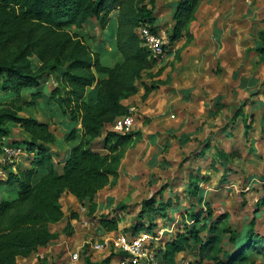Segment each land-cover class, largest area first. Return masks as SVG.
Instances as JSON below:
<instances>
[{
    "label": "rangeland",
    "instance_id": "374dc122",
    "mask_svg": "<svg viewBox=\"0 0 264 264\" xmlns=\"http://www.w3.org/2000/svg\"><path fill=\"white\" fill-rule=\"evenodd\" d=\"M180 1L187 0H158L155 5L156 18L152 24L166 47V56L151 71L143 73L138 83L139 97L125 106V116L133 119L130 132L138 131L142 138L122 155L128 163L124 164L120 184L113 183L118 202L112 209L87 218V227L77 235H66L68 229L61 232L52 227L54 239L50 243L55 246L43 252L41 258L37 257L36 264H67V251L77 252L79 260L90 256L100 261L106 258L107 253L100 256L90 252L87 256L88 244L99 240L103 233L98 219L104 217L117 219L119 230L133 231L139 227L168 231L176 224L174 232L180 233L198 229L203 218L211 226L224 217L237 236L235 241L225 235L221 239V253L216 255L208 247L204 251L197 247L186 256L207 264H264V240L254 247L244 242L246 235L254 242L259 237L264 239V63L259 56H253L257 52L252 44L264 32L253 34L254 27H261L264 13L256 12L257 18L250 25L229 24L231 0H193L192 12L181 13L182 25L178 26L179 15L174 17V12ZM215 12L219 13V19L211 23ZM203 15L212 19L202 28ZM93 23L94 30L85 24L82 31L72 28L70 32L83 35L88 44H91L89 37L93 39L95 33L94 39L102 43L98 56L102 55V64L109 65V57L103 54L112 41L111 31L102 38L98 24ZM226 26L229 33L242 31L238 44H232L229 33L221 36ZM175 31L178 38L173 41ZM92 45L96 47V42ZM257 59L259 63H254ZM37 64L33 60L35 67ZM143 85L156 87L145 100ZM31 94L23 92L17 104L30 102ZM14 101L18 98L0 90V106ZM32 108L23 107L19 115L25 116L24 111ZM51 126L57 138L67 137L73 127H64L62 123ZM9 128L16 143L27 137L15 125ZM110 129L113 131L112 125ZM96 144L100 149L101 141ZM68 152L58 140L49 146L59 168ZM31 158L24 154L14 167L27 168ZM67 197L64 206L70 208L67 213L71 214L75 202ZM149 200L152 204L148 206L153 205L152 215L147 213L149 209L142 208V203ZM170 235L164 236L158 247ZM202 236L205 239L207 235L201 233V239ZM82 240L87 243L78 248ZM223 253H229L230 258L223 259Z\"/></svg>",
    "mask_w": 264,
    "mask_h": 264
},
{
    "label": "trees",
    "instance_id": "16d2710c",
    "mask_svg": "<svg viewBox=\"0 0 264 264\" xmlns=\"http://www.w3.org/2000/svg\"><path fill=\"white\" fill-rule=\"evenodd\" d=\"M155 3L156 0H0V90L18 98L0 106V152L3 144H13L26 156H32L27 168L6 169V176L0 178V185L9 190L6 199L0 201V264H16L18 257H29L54 239L49 227L63 218L60 204L63 193L67 192L80 204L87 201L91 215L96 208L94 197L109 184L110 178H116L123 153L142 138L138 131L124 135L107 131L100 150L92 145L106 125L126 115L122 102L138 93L143 73L157 64L137 34L141 26H148L156 34L152 24ZM192 3L193 0L178 2L174 12V17L179 15L178 26L182 25L181 13L192 12ZM92 20L98 24L102 38L111 31V53L119 55L113 67H105L99 61L102 43L89 37L91 44H88L83 35L70 32L72 28L82 31ZM177 38L175 31L173 41ZM94 42L97 45L92 48ZM260 42L256 52L264 62V32ZM33 60L38 62L36 67ZM46 75L52 76L56 83L50 93L51 102L73 125L66 140L74 146L61 168L49 153V146L57 142L49 125L19 115L23 107H33L34 101L41 98L34 89ZM99 75L105 78L99 80ZM93 87L96 90L88 92ZM143 87L144 100L156 90L155 85ZM27 91H32L31 101L19 106L21 94ZM10 125L19 126L27 137L18 143L13 141ZM40 169L46 174L34 183ZM150 204L151 200L145 201L142 208L149 209L147 213L152 215ZM205 221L203 218L198 229L171 234L156 250L159 262L174 264L177 254L193 252L197 247L201 251L208 247L217 255L223 251L220 246L223 236L230 235V241L237 238L224 217L211 226ZM99 225L105 232L118 231V220L114 217L101 218ZM67 229L66 235H70L68 225ZM141 230L145 229L135 227L132 232ZM201 233L207 235L205 239L203 236L201 239ZM261 240L264 239L259 237L254 242L250 236L244 237L250 247ZM223 255V259L230 258L229 253ZM110 262L111 257L98 262L87 257L83 261L84 264Z\"/></svg>",
    "mask_w": 264,
    "mask_h": 264
},
{
    "label": "crops",
    "instance_id": "0c3cea01",
    "mask_svg": "<svg viewBox=\"0 0 264 264\" xmlns=\"http://www.w3.org/2000/svg\"><path fill=\"white\" fill-rule=\"evenodd\" d=\"M157 2H158V0H156L155 5H157ZM230 2L232 4V5H230V7H232V6L233 7H232V9L230 10V13H229V18H230L229 24L230 23H236L237 24L239 22H242V23L246 22V23H248L250 25V21L255 20V18H257L256 12L264 13V1L263 2L261 1L259 3H254L252 0H243V1L242 0L241 1H239V0H231ZM171 3H172L171 6L173 7L174 6L173 1ZM230 7H228V9ZM202 8H203V6H202ZM228 9H226V10H228ZM154 14H155V11H154ZM154 18H156L155 15H154ZM217 18L219 19V13H216V12L214 13L213 19H212V16L208 17L206 15V18H205V16L203 15L202 16V28L209 24V20L210 19H212V21H210L212 23ZM93 22L94 21L92 20V21H89V22L86 23V24L89 25L91 30L95 29V26L93 25L94 24ZM260 22H261L260 23L261 27H259V26H258V28L254 27V31L256 33L255 32L253 33V30H251V34L253 33L256 36L257 33L260 30L264 31V18L261 19ZM249 28H250V26L247 28V32H250ZM83 29H84V27H83ZM241 32L242 31L239 30V31H235V33L234 32L229 33V31L227 29V26H226V28L224 29V32H223V34H221V36L222 35L226 36L229 33L232 36V38H233L232 44H238L239 43V34H241ZM94 35H95V33H94ZM94 35H93V37H95ZM221 43H222V41H221ZM252 44H253L254 48L257 49L258 47H260V44H261L260 39H257V41L252 42ZM96 45H97V43H96ZM108 46L109 47H106L107 49H106V51H105V53L103 55H106L107 57H109L108 60H107V61H109V65L102 64V62H101L102 55L99 56L98 58H99V61H100V63L102 65H104L105 67H109L110 68V67H113L115 64H117V62L119 61V55L113 56L112 53H111V43ZM247 46H251V45H246V47ZM92 48H95L94 45H92ZM253 56L257 57L258 54H254ZM254 63H259L258 59L254 60ZM148 71H151V69L148 70ZM103 78H105L104 75H99L98 76L99 80H102ZM55 85H56V83L53 81L52 76H50V75L43 76L42 79L39 82V86L34 89L35 91H37L38 94L41 95V98H39L38 100L34 101V106H33V108L31 110L24 111L25 116L21 115L22 117L34 118L40 123L48 124L49 127H50V130L52 132H53V130L51 129L52 128L51 125H53V123L56 124V125H59V124L62 123V125L64 127H66V125L67 126H71L69 124V121L66 118L63 117L61 109L57 105L52 103L51 100H50V93L52 92V90H53ZM94 90H96L95 87L89 89L88 92H93ZM152 94H153V92L150 93L149 98L152 96ZM138 97H139V92H138V94L134 95L133 97L123 101L122 104L124 106H127L128 104H131L132 102H135V100ZM149 98H148L147 102L150 100ZM110 126H111V124L106 125L104 130H103V132H102L101 137L98 138L97 140H95L92 143L93 147L96 150H100V149H98V147L95 146V145H97L96 142H98V141L100 142L107 131H112L110 129ZM16 127H18L20 130H22L19 126H16ZM53 134H54V132H53ZM57 140L60 142L61 145H64L65 147H67L68 150H70L71 147L74 146V144L67 142L66 137L64 135H61V137H59V138L56 137V141ZM62 155H63V153H62ZM125 163H128V160L124 159L122 157L120 165L118 167L116 178H114V179L110 178L109 184L105 188L100 190L96 194V196L94 197L93 203L95 204L96 208H95L94 213H92L91 215H88L89 212H88V202L87 201H85V202L80 204V203L77 202V200L73 196H71L67 192L63 193L61 195V198H60V204L62 206V211H63L64 217L62 218V220L60 222L50 225V227H49L50 232H54L52 230V227H53L54 230L58 229L60 231L61 230L64 231L66 229V226L68 225L69 228H70V231H71V236H72L73 233H74V235H77L78 233H80V231H83L87 227V223H88L86 221L87 218H89L91 216H96L97 213H103V212H105V211H107L109 209H112V207L118 202L116 200L117 198L115 199V197H114L115 194H116L115 189H117V188H115L113 186V183H115V181H117V184H120V182H118V181L119 180L121 181V177H122V173H123V168L125 167V165H124ZM45 174L46 173H45L44 169L38 170V174H36L34 176V178H33L34 183L38 182ZM8 191L9 190H8V188L6 186L0 185V201L6 199V197L8 195ZM65 196L66 197L68 196L70 199H73V201L75 202L74 203L75 207L73 206V213H71V214L67 213L70 208L67 207V206L66 207L64 206V201L63 200L66 198ZM104 218H107V217H104ZM99 222H100V220L98 219V223ZM93 224H94V222H93ZM99 229L102 230L100 228V225H99ZM118 231H125V230H119V228H118ZM105 233L106 232L103 231V233H102L100 238H103ZM61 235H62V233L59 234V237H61ZM84 242L86 243L87 241H83L82 240V242H80V244L78 245L79 246L78 248H81L83 246ZM53 245H54V243H49L46 247L39 248L35 253L31 254L27 258L18 257L17 260H16V264H20V263L21 264H23V263L36 264L35 259L37 257H39V256H40L39 258H41L43 256V252H49L53 248ZM92 253H94L95 255H100V256L102 255L99 252H92ZM187 253L188 252L177 254L176 258H175V261L177 259L181 258V257H184V258H187V259L190 260V258H188L186 256ZM89 255H90V252L87 253V256H89ZM90 260L92 262L100 261L99 258L95 259V258H93L91 256H90ZM83 261L84 260H80V264H84ZM111 264H113V263H111Z\"/></svg>",
    "mask_w": 264,
    "mask_h": 264
},
{
    "label": "built area",
    "instance_id": "2783aa9c",
    "mask_svg": "<svg viewBox=\"0 0 264 264\" xmlns=\"http://www.w3.org/2000/svg\"><path fill=\"white\" fill-rule=\"evenodd\" d=\"M143 46L149 51L150 56L161 62L166 56V47L157 34L150 31L148 26H141L137 30ZM133 119L130 116H122L116 119L112 128L114 132L127 134L131 131ZM21 148L13 144H3L0 152V178L6 176V169H13L15 162L23 156ZM176 224L169 227L168 231L141 230L106 232L103 238L88 244V252L107 253L113 264H161L155 253L164 236L174 233ZM87 243V242H86ZM85 247V245H83ZM67 264H78L77 252L67 251ZM174 264H207L206 261L189 260L181 257Z\"/></svg>",
    "mask_w": 264,
    "mask_h": 264
}]
</instances>
